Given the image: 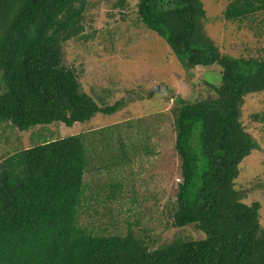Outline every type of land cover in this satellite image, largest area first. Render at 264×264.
I'll return each mask as SVG.
<instances>
[{
    "label": "trees",
    "instance_id": "obj_1",
    "mask_svg": "<svg viewBox=\"0 0 264 264\" xmlns=\"http://www.w3.org/2000/svg\"><path fill=\"white\" fill-rule=\"evenodd\" d=\"M125 6L126 0L113 5ZM87 8L88 0H0V122L21 132L54 122L71 127L123 107V101L100 106L63 63V43L87 38ZM258 15L264 21V0H232L223 11V19L251 26ZM137 20L165 40L186 70L220 67V83L209 84L214 94L196 101L170 96L181 176L172 224L193 225L204 237L152 249L131 225L126 234H104L80 223L81 209L99 205L105 190L94 182L97 193L86 195V173L102 167L92 163L101 160L99 141L88 136L116 137L121 148L113 144L112 166L131 161L122 146L132 138L130 123L126 129L117 123L42 136L0 161V264H264L261 205L248 204L247 190L236 187L241 162L261 149L241 115L245 97L264 92V57L222 53L205 29L203 0H138ZM137 130L136 152L153 153Z\"/></svg>",
    "mask_w": 264,
    "mask_h": 264
},
{
    "label": "rangeland",
    "instance_id": "obj_2",
    "mask_svg": "<svg viewBox=\"0 0 264 264\" xmlns=\"http://www.w3.org/2000/svg\"><path fill=\"white\" fill-rule=\"evenodd\" d=\"M116 1L88 0L83 32L87 38L63 43L62 53L63 63L75 70L82 91L100 106L123 101V107L113 114L99 112L71 127L54 122L21 132L0 122V161L19 149L40 143L42 136L63 138L117 123L126 129L130 123L132 138L128 145L125 141L122 145L130 152L131 161L126 165L114 167L109 159L114 145L116 151L121 148L118 141L115 143L116 137L88 136L99 141L101 160L92 163L102 167L86 173V195L94 189V182L101 183L105 190L100 194L99 205L92 202L91 206L81 209L80 223L94 232L101 228L104 234H126L131 225L152 249L177 238H202L204 234L193 225L177 228L172 224L181 176L180 158L174 148V103L170 96L173 93L196 101L214 94L209 84L220 83V67L214 64L186 70L165 40L139 23L138 0H126L124 8L113 7ZM231 1L203 0L208 35L222 53L234 57H264L263 16L258 15L252 26L249 22L227 21L223 19V11ZM157 87L159 90L151 94ZM241 120L261 149L241 162L236 187L247 190L248 204L260 203V221L264 225V92L245 97ZM138 128L145 132V138L140 140L153 153L134 149V143L140 144ZM102 146H106L105 150ZM88 149L92 153L90 145ZM122 185L119 197L108 199L117 188L120 192Z\"/></svg>",
    "mask_w": 264,
    "mask_h": 264
},
{
    "label": "water",
    "instance_id": "obj_3",
    "mask_svg": "<svg viewBox=\"0 0 264 264\" xmlns=\"http://www.w3.org/2000/svg\"><path fill=\"white\" fill-rule=\"evenodd\" d=\"M158 90H159V87H157L155 90H153L151 94L155 93Z\"/></svg>",
    "mask_w": 264,
    "mask_h": 264
}]
</instances>
